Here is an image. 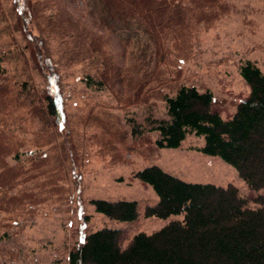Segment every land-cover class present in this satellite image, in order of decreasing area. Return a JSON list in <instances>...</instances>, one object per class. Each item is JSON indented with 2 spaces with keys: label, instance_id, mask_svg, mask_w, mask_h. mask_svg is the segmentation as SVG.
I'll list each match as a JSON object with an SVG mask.
<instances>
[{
  "label": "trees",
  "instance_id": "1",
  "mask_svg": "<svg viewBox=\"0 0 264 264\" xmlns=\"http://www.w3.org/2000/svg\"><path fill=\"white\" fill-rule=\"evenodd\" d=\"M225 1L81 0L85 16L108 33L121 34L127 45L134 35L126 30L135 25L145 30L149 47L164 64L137 85L133 102L150 106L152 99H162L164 114L150 110L142 121L138 115L127 117L126 127L111 106H95L85 117L68 109L79 81L118 94L117 85L130 77L108 52L107 36L93 34L80 18L60 19L56 7L44 9L40 0H14L7 10L0 0V232L7 235L35 217L44 203L80 190L88 155L81 143L90 138L80 123L94 120L103 123L102 142L117 156L119 144L131 140L147 138L156 148L176 149L189 135L201 137L197 149L233 166L252 193L233 183L186 181L148 165L134 173L158 197L145 206V217H177L151 233L128 236L111 227L81 233L67 264H264V70L251 60L241 65L250 91L224 118L210 89L183 83L173 69L185 59L178 55L187 49L186 41L199 33L190 23L218 18ZM75 23L80 26L72 30ZM52 45L62 61L54 59ZM85 45L87 51L81 49ZM76 59L87 63L81 78L74 76ZM72 76L74 84L68 81ZM90 204L117 221L140 216L138 200L92 198Z\"/></svg>",
  "mask_w": 264,
  "mask_h": 264
},
{
  "label": "rangeland",
  "instance_id": "2",
  "mask_svg": "<svg viewBox=\"0 0 264 264\" xmlns=\"http://www.w3.org/2000/svg\"><path fill=\"white\" fill-rule=\"evenodd\" d=\"M40 1L44 9L56 7L55 11L61 15L60 19L70 16L80 18L82 25L92 30L93 34L106 35L108 52L120 69L130 72L127 82L117 85L118 94L116 89L100 90L87 87L83 81H79V93H73L68 103L70 112L77 117H85L95 106L102 109L106 106L110 109L112 107V113L118 115L126 127L127 117L134 118L138 115V120L142 121L150 110L156 115L164 114L162 99H152L150 106L133 103L136 100L134 96L137 95V85L139 87L150 79L152 73H158L164 67L155 52H152V47H149L145 30L138 25L126 30V33L131 32L134 35L131 44L127 45L121 34L119 36L118 33H108L92 17L85 16L88 9L81 0H56L55 3L51 0ZM3 6L5 10L14 8V0H3ZM219 13L218 18L206 22H197V18L190 23L199 33L186 41L185 55L182 52L178 55L185 59L173 69L180 72L183 83L195 85L202 90L210 89L215 96V107L227 118L250 91L241 76V65L251 60L264 70V0H226L224 9L221 7ZM79 26L76 23L70 25L72 30H77ZM34 33L39 32L34 29ZM16 34L21 37L20 32ZM76 39L79 37L76 36ZM179 42L183 40L180 39ZM81 49L88 50L86 45L85 48L81 46ZM51 51L56 61H62L56 46L52 45ZM86 65L84 59H76L73 69L76 78L84 75L83 67ZM74 76L68 79L72 84L76 82ZM86 95L92 99L90 104V99L85 98ZM80 129L90 132L86 143H81L82 147L87 148L88 155L81 167L83 179L80 190H70L69 195L63 194L70 199L63 197L64 199L44 203L35 217L23 223L20 229L15 228L7 235L0 232V264H67L68 251L81 233L111 227L123 229L131 236L138 232L151 233L163 227L177 216L167 219L145 217V206L155 203L158 197L153 188L136 178L134 173L148 165L157 164L186 181L211 182L223 186L233 183L244 194L252 193L233 166L220 157L206 155L197 149L202 144V138L196 135L187 136L176 149L156 148L147 138L137 141L138 143L131 140L129 145L119 144L120 156H117V153L113 155L107 150L102 142V122L92 120L87 125L81 122ZM150 136L155 138V134ZM133 144L136 146H132ZM73 164L75 169L79 166ZM261 192L264 193V190ZM92 198L138 200L140 216L133 222L108 218L90 204ZM86 215L89 220L85 219Z\"/></svg>",
  "mask_w": 264,
  "mask_h": 264
}]
</instances>
